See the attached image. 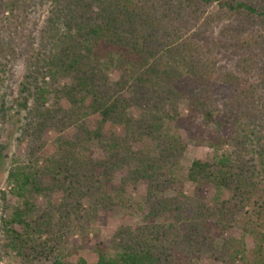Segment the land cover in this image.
Wrapping results in <instances>:
<instances>
[{
    "label": "trees",
    "instance_id": "16d2710c",
    "mask_svg": "<svg viewBox=\"0 0 264 264\" xmlns=\"http://www.w3.org/2000/svg\"><path fill=\"white\" fill-rule=\"evenodd\" d=\"M210 10L231 26L217 38H198L207 50L200 58L187 33H204L205 23L189 31V19ZM18 61L34 104L19 139L27 140L25 160L7 176L18 205L3 222L5 253L16 264H89L71 259L73 228L84 231L80 249L94 253L93 264L249 263L243 240L231 237L220 248L214 242L233 227L264 241V0H0V86ZM236 72L250 79L244 104L252 129L234 136L243 125L234 110L243 94ZM197 113L203 126H215L201 135L212 154L190 163L185 178L194 190L187 196L176 171L201 134V127L189 131ZM71 127L73 135L62 134ZM49 129L58 134L41 156ZM139 186L145 195L131 197L128 188ZM35 195L47 204L35 205ZM120 209L143 212L142 224L88 245L89 224ZM263 256L256 244L251 261L262 264Z\"/></svg>",
    "mask_w": 264,
    "mask_h": 264
},
{
    "label": "rangeland",
    "instance_id": "374dc122",
    "mask_svg": "<svg viewBox=\"0 0 264 264\" xmlns=\"http://www.w3.org/2000/svg\"><path fill=\"white\" fill-rule=\"evenodd\" d=\"M214 10V9H213ZM213 10H210L208 13L194 18V20L189 19V31L192 30V26L195 22H201V24H204L205 30L204 33L201 31L197 32V34H194L192 32H188L187 34L190 37V41L193 47L194 43H199L198 51H195L194 54L197 57H203L205 52L207 51L206 48L202 46L198 38H202L203 36L209 37V38H217L216 35L220 33V31L225 29L230 22L226 18H221L218 16L213 15ZM38 13H41V19L44 17V13L42 9H38ZM40 19V20H41ZM42 21V20H41ZM238 22V20H235ZM16 23V22H15ZM40 21L38 20V24ZM235 24V22H233ZM236 25V24H235ZM37 25H31V28ZM233 26V25H232ZM21 27V25H20ZM13 28L11 27V31ZM199 41V42H198ZM191 47L188 45V48ZM198 54V55H197ZM163 61L165 58H162ZM205 60V59H204ZM227 63V62H222ZM231 64L227 63L226 65ZM24 63L22 61L15 62L13 65L10 66V68L6 71V77L4 78V85L0 86V264H16L17 260L16 258L11 254H6V235L4 233L3 228V222L6 219H9L11 215V207L18 205L17 199L11 194V187L12 185L8 182L7 176L9 171L13 168L14 165L20 164L21 160H25V147L27 144V140L20 143L19 139H21V127L27 123L28 118V111L32 109L34 100L32 97L28 95V92L32 90V85H27L24 83ZM238 89H243V94L241 97H239L237 100V105L235 106L234 110L237 111V115L241 116V119L239 120V124L241 125L239 128H237L236 133L233 130L234 136L235 134L241 135L250 133L252 129V123L249 124L248 120L250 118L249 115L252 114V111H250V108L245 105L244 103L250 102L251 92H249L251 89H247L248 84H250V79L245 76L244 73H238ZM243 76V77H242ZM245 76V77H244ZM109 77L111 82H116L119 78V72L116 69H112L111 73H109ZM20 82L24 83V85H20ZM26 82V81H25ZM67 80H62L60 82V85L67 84ZM25 88L29 89L26 91ZM264 94V93H263ZM228 95V94H226ZM233 97V96H232ZM231 97V99H233ZM26 98L28 99L26 101V108L21 107L22 104L25 103ZM55 101L54 94L50 95L49 101L46 103V107L49 105H52ZM60 103L64 107H68V103L65 99H61ZM133 113L136 115L137 111L134 109ZM179 114L182 117H186L187 114H189L188 109L184 106L179 107ZM191 121L189 123V131H196L198 127H201V134L194 136L192 141L187 144V148L184 152L183 158L180 163V167L177 169L176 174L177 176L182 180L181 184V190L184 195L192 196L194 185L189 182L185 178V173L190 166V163L193 160H202L208 158L212 151L208 148V141L207 139H202L201 135L204 134L206 136L207 131L209 128H214L215 126L213 124L207 125L206 127L203 126L204 124V115L202 113H197L195 115H192ZM188 127V126H187ZM116 132L118 129H115ZM76 132L74 127H71L69 129H66L62 131V134L64 135H73ZM183 138L186 140L187 137L185 132H181ZM57 132L49 129L45 131L41 137V141L45 143V147L43 151L40 153L41 156H45L48 153L52 151V141L56 138ZM238 142V141H237ZM232 144H236V141ZM223 150H230L228 146H224ZM95 156L99 157L101 155L100 150L95 149ZM119 175L117 176L116 180L118 181ZM264 183V181H263ZM264 186V184H263ZM208 196L214 195V191L209 188L208 189ZM128 193L131 197H142L145 195V187L139 186L136 189L128 188ZM168 196L175 195V192L173 190H170L167 193ZM228 194L224 193V198H228ZM52 200H58L59 195L54 194L50 196ZM48 202V198L43 196H34L33 197V203L37 206L44 207ZM101 216L103 217V220L99 223H95V221H92L89 226L92 228L89 231L88 239L90 240L87 244L92 245L97 241H101L105 244H108L112 238L114 237L115 233L121 226L126 227H132L138 226L142 224L143 221V212H130L127 213L126 211L120 209L117 212H100ZM95 232L97 233L98 238H95ZM71 238L68 240L67 248L70 249V251L73 252L71 259L74 261L79 257H85L88 258V263L93 264L94 263V253H92L89 249H80V246L83 244L85 240L84 238V231L78 230V229H71ZM236 238L239 240H243L245 245V251H246V258L248 259L247 264H258L254 261L252 262L251 259L253 258V250L255 249L256 244L260 245V248L262 249L264 253V241L258 243L257 241H254V239L247 235L241 227H233L230 229H227L223 232L221 236H219L214 244L216 245V248H220L223 241L229 240L230 238ZM264 257V256H263ZM196 264V263H195ZM197 264H204L203 262L197 263ZM214 264H223L222 262H215ZM236 264H242L241 261H237ZM264 264V263H262Z\"/></svg>",
    "mask_w": 264,
    "mask_h": 264
}]
</instances>
